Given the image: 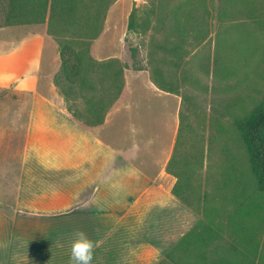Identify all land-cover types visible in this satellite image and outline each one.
Wrapping results in <instances>:
<instances>
[{
    "label": "crops",
    "instance_id": "crops-1",
    "mask_svg": "<svg viewBox=\"0 0 264 264\" xmlns=\"http://www.w3.org/2000/svg\"><path fill=\"white\" fill-rule=\"evenodd\" d=\"M125 1L57 0L52 25L49 4L44 21L0 27L15 42L40 41L37 55L10 60L9 74L0 75V264H70L79 231L99 242L92 264H152L208 222L202 221L210 200L204 186L196 189L195 209L172 192L178 177L167 171L181 95L159 87L148 70L125 67L104 121L89 125L90 102L102 88L97 65L85 56L82 75L55 81L61 37L78 40L81 49L95 36L93 60L124 61L120 53L98 57L97 41L122 3L117 33L126 51L131 7ZM47 37L56 46L45 61ZM9 199V208L1 206Z\"/></svg>",
    "mask_w": 264,
    "mask_h": 264
},
{
    "label": "rangeland",
    "instance_id": "rangeland-1",
    "mask_svg": "<svg viewBox=\"0 0 264 264\" xmlns=\"http://www.w3.org/2000/svg\"><path fill=\"white\" fill-rule=\"evenodd\" d=\"M125 2L131 12L137 9L136 26L125 36L126 51L117 33L122 26L121 3L97 41V56L120 53L124 61L115 58L113 75L120 76L121 66L123 73L125 67L148 70L155 83L182 96L183 115L202 137L201 178L196 173L192 181L196 187L200 184L197 189L203 185L210 196L209 211L205 209L202 221L212 219L225 225L223 244L232 240L226 224L232 218L242 221L244 229L252 231L251 259L254 264H264V193L258 188L236 125L237 119L251 115L264 99V0ZM14 39L10 29L0 30V75L9 74L10 60H24L28 54L32 59L38 54L37 38L23 37L18 42ZM55 46L47 37L43 60H51ZM130 48L136 50L134 57ZM217 48L221 50L220 63L231 66L236 72L234 77L222 79L214 73ZM209 56L208 70V65H203L209 63ZM10 201L1 206L9 208ZM212 257L210 254V260ZM241 258L237 257V264H242Z\"/></svg>",
    "mask_w": 264,
    "mask_h": 264
},
{
    "label": "trees",
    "instance_id": "trees-1",
    "mask_svg": "<svg viewBox=\"0 0 264 264\" xmlns=\"http://www.w3.org/2000/svg\"><path fill=\"white\" fill-rule=\"evenodd\" d=\"M49 4V22L52 25L54 15H57V0H0V27L44 21ZM73 6L77 7L75 3L72 4V8ZM136 10L135 7L130 14L128 30H133L136 26ZM94 38L95 36H91V39ZM91 39L83 41L84 46L80 49L76 47L78 40L71 37L59 38L62 69L59 78L57 77L55 81L59 84L58 79L64 76L72 80L74 74L77 76L82 75L85 56H88L97 65L101 74L102 88L90 102V116L87 121L89 125H96L104 121L107 108L119 96L124 78L123 66L120 67V76L119 74L113 75L110 72L113 62L116 61L115 58L102 61H95L91 58L89 54ZM130 50L131 55L134 57L135 48H130ZM214 55V73L222 79L234 77L235 70L231 66L220 63V48L216 49ZM208 62L203 66L206 67L207 64L209 70L210 56ZM158 84L159 87L167 91L175 92L169 87L165 88L162 84ZM106 88L107 91H105ZM179 115V130L172 158L167 165V171L178 177V182L173 187L172 192L183 202L193 206V201H196L197 197L196 189L200 187V184L196 187L192 181L196 173L201 178L200 171L203 167L204 150L201 146V135L185 119L182 109ZM236 125L246 147L252 170L258 179V188L264 193V99L251 115L237 119ZM194 207L197 208L195 205ZM227 226L230 227L229 233L232 238L227 244L222 243L224 237L222 228L225 225L221 222L216 223L211 219L203 225L202 223L197 225L191 232L182 236L156 264H237L238 256L242 257V264H254L251 259L254 254L252 231L247 227H245L247 229L245 230L243 222L234 221V218L226 224ZM239 242L241 246L238 245ZM210 254L213 256L212 260H210Z\"/></svg>",
    "mask_w": 264,
    "mask_h": 264
},
{
    "label": "clouds",
    "instance_id": "clouds-1",
    "mask_svg": "<svg viewBox=\"0 0 264 264\" xmlns=\"http://www.w3.org/2000/svg\"><path fill=\"white\" fill-rule=\"evenodd\" d=\"M99 246V242H94L83 232L74 234L69 251L70 264H92L94 249Z\"/></svg>",
    "mask_w": 264,
    "mask_h": 264
}]
</instances>
